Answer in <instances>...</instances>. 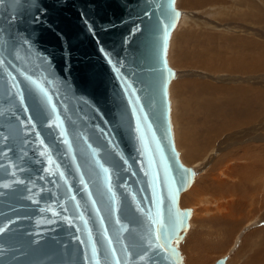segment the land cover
Returning <instances> with one entry per match:
<instances>
[{"label": "water", "instance_id": "obj_1", "mask_svg": "<svg viewBox=\"0 0 264 264\" xmlns=\"http://www.w3.org/2000/svg\"><path fill=\"white\" fill-rule=\"evenodd\" d=\"M174 1L0 0V264H183Z\"/></svg>", "mask_w": 264, "mask_h": 264}, {"label": "rangeland", "instance_id": "obj_2", "mask_svg": "<svg viewBox=\"0 0 264 264\" xmlns=\"http://www.w3.org/2000/svg\"><path fill=\"white\" fill-rule=\"evenodd\" d=\"M180 1L181 0L174 1L175 6L177 8L179 7L180 16L169 34L166 53L168 64L174 68V76L170 79V84L168 83L169 85L167 87L169 118L174 145L175 147L178 145L176 148L179 153V159L181 158L183 161L180 160L184 164L190 165L195 174L189 187L184 190L179 197V205L188 206L192 210L188 218V227L182 239L179 241L178 246L181 245L179 250L183 264H192L190 261L194 256L201 259V263L199 262L197 264H210L217 257L222 255H225V264H233L232 260L238 254V248L244 237V233L247 234L250 230L263 226L264 218L250 217L249 220L244 216L238 228L234 230L231 242L229 240L225 249H221V251L218 252L208 251L207 246H209L208 244L212 240L214 241L215 239L214 242L217 241L218 243L225 242L227 235L224 229L221 230V228L218 227L209 228L205 226L206 223L201 222L205 221L209 217V214H205V210L202 209L203 203H198L195 205L196 208H192L190 205L189 193L193 191L190 194H195V188H198L202 181H206L210 177L212 178L217 175L219 171H224V167L240 164L235 160L234 163H227V160L233 155H246V151L248 150L245 149L248 146L256 148H258L257 146H259V148L260 146L264 147L262 146L264 145V101L252 104L248 111L244 110L245 105L239 106V111L237 108L233 110L228 106L227 108L210 106V112L214 115L211 125L217 129V124H220L224 126V129H219V133L215 134L209 143L202 144L200 143L202 139L200 131H203L204 125L202 118H200V113L199 115L195 113L197 110L195 108L197 103L192 99L190 103H188L189 105H187L188 99L182 90H188V88L190 90L189 85H183L182 88L178 86L177 89H175V92H178H176L177 94L174 92L173 87H175L174 85L179 81L190 78L202 81L209 80L214 84L231 86V91L228 92L227 98L233 100H237L240 97V93L237 90L238 87H242L244 83L256 85L261 90H264V69L262 68L253 69L248 66L241 71L239 66H237L235 62H232L226 72L210 71L209 69L201 67L198 60V54L201 56L202 52H205V50L208 52L209 48L213 50V47L214 49L219 48L221 51H218V55L222 52L221 56L223 55L224 57H230L233 51L237 49H247L250 43L253 45L248 51L259 50V45L262 44L260 42L264 43V0H211L210 3L200 4L194 8H187L186 6L184 7L178 4ZM242 14H244L245 17H243ZM254 45H256V47H254ZM243 50L241 52H244ZM190 57L192 58L190 59ZM172 83L173 86L171 87ZM181 94L185 95V97L183 95L181 96ZM191 101L194 104H192ZM224 110L225 121L215 118V111L219 113ZM227 116L233 117L236 120L227 121ZM194 121L195 123H193ZM197 124H200V127ZM208 124L210 125V123ZM175 140H177V142ZM178 140L182 143L178 142ZM184 142H186L187 145L184 144ZM194 146L201 152L193 150ZM178 147L180 148L178 149ZM181 148L182 150H180ZM253 149L254 148H250L248 152L254 154ZM180 153L182 154L180 155ZM185 153H188V155ZM189 154L192 160L188 157ZM194 154L195 156L197 155V157L193 156ZM226 172H228L227 169ZM221 178L225 179L226 176L223 175ZM201 199H203V201L208 200L210 203L215 200L214 197L209 195L201 196L198 202ZM226 201V199H223L224 205ZM196 216H199L200 220H197L195 218ZM211 228L216 230V234L217 230H221V235L217 234L216 237V234L214 235L213 233L212 236L206 237L209 240L205 239L206 235L204 234L206 232L208 233ZM210 238H212V240ZM185 240L186 242L184 243L183 241Z\"/></svg>", "mask_w": 264, "mask_h": 264}, {"label": "bare ground", "instance_id": "obj_3", "mask_svg": "<svg viewBox=\"0 0 264 264\" xmlns=\"http://www.w3.org/2000/svg\"><path fill=\"white\" fill-rule=\"evenodd\" d=\"M210 1L211 0H181L180 3L178 2V4L184 7L186 6L187 8H191V7L194 8L200 4L202 5L205 3H210ZM242 15L243 17H245L244 14ZM179 16H180V11H179ZM260 43L262 44L259 45V50L248 51V49L253 45L250 43V46L247 49L242 48V50L244 49L243 50L244 52H241L242 51L241 49H237L233 51V54L230 57H224L223 55L221 56L222 52L220 55H218L219 54L218 51H221V50H219V48L214 49V47H213V50L209 48L208 52L205 50V52L201 53L202 54L201 56L199 54H198L199 57L197 55L196 56L198 57L199 65L203 68L209 69L210 71L226 72L228 68L230 67V65L232 64V62H235L237 66H239L241 71H243L248 66L252 67L253 69H261V68L264 69V43L263 42H260ZM254 47H256V45H254ZM191 58L192 57H190V59ZM173 83L171 87L173 86ZM187 84L189 85L190 90L189 88L188 90L182 89L186 95V98L188 99L187 105H189L188 103H190V100L192 99L196 101L195 103H197V105L195 106V108L197 110L195 109L196 110L195 113L198 115L200 113V118H202V122L204 125L203 131H200L201 137H202V139L200 140V143L202 144L209 143L212 137L215 134L219 133V129L220 130L224 129V126L220 124H217V127H218L217 129L214 128L213 125H211L212 119H214L213 118L214 115L210 112V106H218V107H224V108H227L228 106L230 109L234 110L237 108L238 110L239 106L245 105L244 110L248 111L249 108L252 106V104H255L260 101H264V90H261L256 85L245 84V83L243 84L242 87H238L237 91L240 93L239 94L240 97L237 100L227 98L228 92L231 91L230 90L231 86L214 84L209 80L202 81V80H198L195 78H190L184 81H179L178 83H176V85H174L175 87H173L174 92L178 86H181L182 88L183 85L188 86ZM183 94H181V96ZM185 95L183 96L185 97ZM191 103L194 104L192 101ZM224 115H225V110L219 113L215 111V118L217 119H222L225 121ZM233 119H234L233 117L227 116V121L236 120V119L234 120ZM190 123H191V120H190ZM193 123H195V121ZM208 123H210V125ZM175 141L177 142V140ZM178 142L180 141L178 140ZM184 144L187 145L186 142H184ZM257 147L259 148V146ZM179 148L180 147H178V149ZM250 148H254L253 149L254 154H251L250 152H248ZM258 148L248 146L245 149V150H248L246 151V155H233L231 158L227 160V163L228 162L234 163L235 161H238L237 163H240V164H236L234 166L229 165L228 167H224L225 168L224 171H219V173L217 171L218 174L213 176L212 178L210 177L211 179L208 177L210 180L207 179L206 181H202L200 186L198 188H195V192H196L195 194L193 195L190 194L193 191L189 193L190 195L189 200H190V203H191L190 205L192 206V208H194L195 205L198 203L199 204L203 203V208L202 207L201 208L205 210V214H209V217L205 221H201V222L206 223L205 226L209 228L218 227V228H221V230L224 229L225 234L227 235L225 242H219V243L217 241L214 242L215 239L214 241L212 240V238L214 237L210 238L213 242L211 241L208 244L209 245L207 246L208 251L218 252V251H221V249L222 250L225 249V247H227L226 244H228L229 240L231 242L232 234L234 230L238 228L244 216H246L247 219L249 220H250V217L264 218V147L260 146V148L259 149ZM180 150H182V148ZM193 150L197 152L198 151L201 152L199 149L196 148V146L193 147ZM182 153H180V155ZM191 153H192V150H191ZM186 155H188V153ZM193 156H195V154ZM188 157L192 160V157L190 154ZM195 157H197V155ZM226 169L228 170V172H226ZM211 175H214V174H211ZM223 175L226 176L225 179L221 178ZM193 178H194V175H193ZM188 187H186L184 190H186ZM184 190H182L180 194ZM180 194H179V197H180ZM203 195H209L211 197H214L215 200L210 203L208 200L203 201V199H201L198 202L199 198ZM179 197H178V203H179ZM223 199L227 200L225 205H224ZM195 218L197 220H200L199 216H196ZM221 230H217L218 235H221ZM215 232L216 230L211 228V230L208 233L207 232L205 234L203 233L204 235H206L205 239H208L206 237L212 236L213 233L215 235L216 234ZM217 234H216V237H217ZM183 242L185 243L186 240ZM178 247H181V245ZM236 256L232 260L233 264H264V225L250 230L247 234L244 233V237L242 238L240 242V246L238 248V254ZM200 260L201 259H198L197 256H194L191 259L190 263L192 264H197L199 262L201 263Z\"/></svg>", "mask_w": 264, "mask_h": 264}, {"label": "snow or ice", "instance_id": "obj_4", "mask_svg": "<svg viewBox=\"0 0 264 264\" xmlns=\"http://www.w3.org/2000/svg\"><path fill=\"white\" fill-rule=\"evenodd\" d=\"M178 15V14H177ZM105 171H107L106 169H105ZM3 229H0V231H2Z\"/></svg>", "mask_w": 264, "mask_h": 264}]
</instances>
